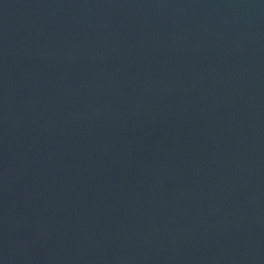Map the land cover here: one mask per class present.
<instances>
[{"label": "water", "instance_id": "obj_1", "mask_svg": "<svg viewBox=\"0 0 264 264\" xmlns=\"http://www.w3.org/2000/svg\"><path fill=\"white\" fill-rule=\"evenodd\" d=\"M0 264H264V0H0Z\"/></svg>", "mask_w": 264, "mask_h": 264}]
</instances>
